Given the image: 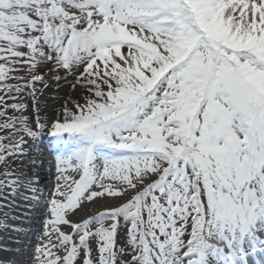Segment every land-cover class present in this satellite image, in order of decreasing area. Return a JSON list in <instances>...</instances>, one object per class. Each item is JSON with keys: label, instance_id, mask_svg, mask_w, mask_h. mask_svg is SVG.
<instances>
[{"label": "snow or ice", "instance_id": "snow-or-ice-1", "mask_svg": "<svg viewBox=\"0 0 264 264\" xmlns=\"http://www.w3.org/2000/svg\"><path fill=\"white\" fill-rule=\"evenodd\" d=\"M0 264H264V0H0Z\"/></svg>", "mask_w": 264, "mask_h": 264}, {"label": "bare ground", "instance_id": "bare-ground-1", "mask_svg": "<svg viewBox=\"0 0 264 264\" xmlns=\"http://www.w3.org/2000/svg\"><path fill=\"white\" fill-rule=\"evenodd\" d=\"M48 136H43L41 140L39 141V149L38 150H46L47 146L49 145ZM47 157H51L49 155H46L44 157L45 163L41 168L38 169L40 173V179H41V188L47 189L51 187V184L53 181H50L48 179L50 173L48 171L49 168V159H46ZM42 183L46 184V186H42ZM106 203V202H105ZM107 203H119V201L113 200V201H107ZM99 204H103L102 202H99ZM98 205H93L89 207V212L96 211ZM32 212L28 210V206L25 204H21L19 208L15 209V216L13 217L14 223L17 227L21 228L23 231L28 232L30 235L28 237H25L26 242H36V238L39 233L40 229L35 233V231H31L30 229L35 226L36 223H34L32 220ZM35 228H37L35 226ZM40 228V225H39ZM9 244L11 245V241H9ZM15 247V245H11Z\"/></svg>", "mask_w": 264, "mask_h": 264}, {"label": "rangeland", "instance_id": "rangeland-1", "mask_svg": "<svg viewBox=\"0 0 264 264\" xmlns=\"http://www.w3.org/2000/svg\"><path fill=\"white\" fill-rule=\"evenodd\" d=\"M64 87H65V89L66 90H68L67 89V85H64ZM70 91V90H69ZM51 94H48V96H50ZM49 102V103H51V101H50V99H48L47 97H41V103H44V102ZM42 185L43 186H46V184H44V183H42ZM100 202H102V203H105V201H100ZM31 220H33V219H31ZM34 221V220H33ZM40 229V228H39ZM66 231H67V229H65ZM121 242H123V228L121 229ZM36 243H37V241H36Z\"/></svg>", "mask_w": 264, "mask_h": 264}]
</instances>
